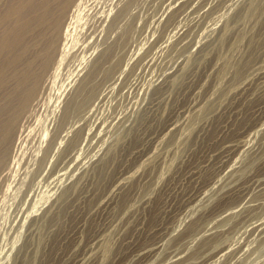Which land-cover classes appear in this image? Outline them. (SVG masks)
<instances>
[{"label":"rangeland","instance_id":"1","mask_svg":"<svg viewBox=\"0 0 264 264\" xmlns=\"http://www.w3.org/2000/svg\"><path fill=\"white\" fill-rule=\"evenodd\" d=\"M8 1L3 6L0 0L1 13L18 2ZM94 1L101 8L113 7V12L123 8L121 23L117 20L103 43L110 49L95 62L82 90L78 81L77 92L70 88L74 102L68 114L61 111L68 89L61 92L79 54L67 56V67L63 63L56 72L55 64L45 76L44 92L30 107L32 122L40 129L46 123L49 131L52 123H61L62 130L68 129L62 134L69 133L55 155L33 160L37 143L28 140L21 154L15 147L10 152L14 157L9 155L1 167L5 177L0 175V264H264V0H254L252 7L250 0H127V5L126 0ZM250 28H256L254 33ZM218 49L221 58L225 54L222 59ZM90 59L85 69L95 60ZM222 63L232 65L225 69ZM78 125L82 131L74 133ZM69 134L77 139L72 136L66 148ZM105 158L112 159V165ZM21 167L26 175H20Z\"/></svg>","mask_w":264,"mask_h":264},{"label":"bare ground","instance_id":"2","mask_svg":"<svg viewBox=\"0 0 264 264\" xmlns=\"http://www.w3.org/2000/svg\"><path fill=\"white\" fill-rule=\"evenodd\" d=\"M18 2H16V4L12 5V4H8L5 6V9L4 11L1 13L0 12V25L5 21H7L3 26L2 30H0V170H1V167H4L6 166V163L7 162V159L9 157V155H12L13 154H10V152L16 147L18 148V150L20 148L23 147V144L26 145V142L28 140H31V142H36L37 146V150L35 151V153L33 155H31L30 153L27 152V154H30L32 157H33V160L37 157L38 159L46 156L48 153L50 152H53L54 155H55V150L58 149L60 146V143H61V140L62 139H65L66 136H68L67 134L69 133L68 131L67 132H64L62 134V131H64L66 128L64 126V130H62L60 124H56V123H52V127L49 131V129L46 127V123H45V128H39L37 124H34L35 122H32V118H31V115L33 113H31V106L33 105L34 101L35 100H38L39 98V95H41V92L43 91V87H45V76L47 75V73L49 71H51L50 69L52 68V66H55V69L54 71L58 72L57 69L60 67H64V65H62L64 62H65V59H67V56L70 55L71 57V54H72V57L73 55H77L79 54V61L78 63L74 64L75 67H73L71 70L72 73L71 76H70V80L67 79V76H66V79H67V84L63 87V92L61 93H64V91L66 89L67 92L66 94H64V98H63V103H62V108H61V111L63 112V114L70 112L69 108L71 109V106L73 105V102H74V98H71L70 96V88L71 87H74L75 83L78 81V84H77V88H79V85L81 86V84L85 81V78L90 75H92L91 73L92 72V69L94 68V65L96 64L95 62L98 60V59H101L102 56L106 55L107 53V49H110V48H105L104 46L106 45L105 43H107V37L108 35L111 34L113 28H114V25L120 20H118L119 17H121V14H122V9L120 10H116L114 9L115 12L112 11V6L111 5H108V6H111L112 8H109V9H105V8H101V7H98L96 2H98V0H95L93 3V0H17ZM102 1V0H100ZM104 1V0H103ZM129 1V0H128ZM126 0V4L127 5V2ZM133 1V0H131ZM258 1V0H257ZM262 1V0H261ZM2 2V0H1ZM5 2V0L3 1ZM2 2V4H3ZM7 2H9L7 0ZM122 2V1H121ZM124 2V1H123ZM145 2V1H144ZM149 2V1H148ZM175 2V1H174ZM230 2V1H229ZM249 2L250 3H247L251 5V7L253 6L252 3H255L254 0H250ZM264 2V1H263ZM181 3V2H180ZM102 4V2H101ZM124 4V3H123ZM176 4V3H175ZM244 4V3H243ZM261 4V3H260ZM259 4V5H260ZM1 5V4H0ZM222 5V4H221ZM241 5V4H240ZM249 5V6H250ZM255 5V4H254ZM264 6V4H262ZM261 5V6H262ZM4 6V4H3ZM187 6V4H186ZM200 6V5H199ZM248 6V8H250ZM120 7V6H119ZM123 7V6H122ZM126 7V6H125ZM130 7V6H129ZM152 7V6H151ZM184 7V6H183ZM195 7V6H194ZM202 7V6H201ZM215 7V6H214ZM217 7V6H216ZM256 7V6H255ZM4 8V7H3ZM127 8V7H126ZM242 8V7H241ZM264 9V7H262ZM118 9V8H117ZM194 9V8H193ZM208 9V8H207ZM210 9V8H209ZM215 9V8H214ZM247 9V7H246ZM257 9V8H256ZM144 10V9H143ZM158 10V8H157ZM176 10V9H175ZM220 10V9H218ZM250 10V9H249ZM248 11V10H246ZM246 11H244L246 13ZM256 11V10H255ZM254 11V12H255ZM259 11V10H258ZM264 11V10H263ZM125 12V11H124ZM146 12V11H145ZM165 12V11H164ZM215 12V11H214ZM242 12V10H241ZM252 12V11H251ZM126 13V12H125ZM129 13V11H128ZM134 13V12H133ZM238 13V12H237ZM260 13V11H259ZM262 13V12H261ZM136 14V13H135ZM191 14V13H190ZM204 14V13H203ZM209 14V13H208ZM221 14V13H220ZM248 14V12H247ZM246 14V15H247ZM264 14V13H263ZM123 15V14H122ZM150 15V14H149ZM206 15V14H205ZM241 15L244 16L243 12L242 14H239V17H241ZM254 15V14H253ZM242 16V17H243ZM123 17V16H122ZM126 17V14L125 16ZM133 17V16H132ZM200 17V16H199ZM238 17V16H236ZM235 17V18H236ZM241 17V19H242ZM253 17V16H252ZM145 18V17H144ZM207 18V17H206ZM251 18V17H250ZM255 18V17H254ZM258 20L261 18L259 17H256ZM264 18V16H263ZM191 19V18H190ZM200 19V18H199ZM230 19V17H229ZM244 19V18H243ZM262 19V18H261ZM118 20V21H117ZM238 20V19H237ZM167 21V20H166ZM196 21V20H195ZM213 21V20H212ZM239 21H243V20H239ZM238 21V22H239ZM245 21V19H244ZM254 21V20H253ZM257 21V20H256ZM168 22V21H167ZM230 22V21H229ZM262 22V21H261ZM261 22H260V25H261ZM121 23V22H120ZM119 23V24H120ZM211 23V22H210ZM232 23V22H231ZM258 23V21H257ZM118 24V25H119ZM264 23H262V26H263ZM129 25V23L127 24ZM132 25V23H131ZM129 25V26H131ZM167 25V24H166ZM229 25V24H227ZM226 25V27H227ZM124 26V25H123ZM143 26V25H142ZM203 26V25H202ZM222 26V25H221ZM231 26V24H230ZM228 26V27H230ZM125 27H126V24H125ZM124 27V28H125ZM139 27V26H138ZM170 27V26H169ZM225 27V26H224ZM237 27V26H236ZM243 27V25H242ZM254 27V25H253ZM264 27V26H263ZM119 28V27H117ZM123 28V29H124ZM128 28V26H127ZM152 28V27H151ZM161 28V27H160ZM164 28V27H163ZM199 28V27H198ZM223 28V27H222ZM233 28V27H232ZM230 27V30L232 29ZM122 29V30H123ZM126 29V28H125ZM147 29V28H146ZM188 29V28H187ZM186 29V30H187ZM252 29V28H250ZM256 29V28H255ZM255 29L253 30V33L255 31ZM120 30V29H119ZM127 31H129L128 29H126ZM171 30V29H170ZM224 30V29H223ZM222 30V31H223ZM225 30H227L225 28ZM229 30V28H228ZM227 30V32H228ZM264 30V29H263ZM141 31V30H140ZM146 31V30H145ZM185 31V30H183ZM211 31V30H210ZM209 31V32H210ZM216 31V30H215ZM221 31V32H222ZM232 31V30H231ZM239 31V30H238ZM132 32V31H131ZM158 32V31H157ZM245 32V31H244ZM139 33V32H138ZM149 33V32H148ZM191 33V32H189ZM229 33V32H228ZM233 33V32H232ZM241 33V31L239 32ZM238 33V34H239ZM249 33V32H248ZM119 34H121V32H119ZM153 34V33H152ZM196 34V33H195ZM218 34V33H217ZM225 34H226V31H225ZM235 34V33H234ZM242 34V33H241ZM240 36H243L241 35ZM252 34V33H251ZM262 34V33H261ZM112 35V34H111ZM123 35V34H122ZM144 35V34H143ZM157 35V34H156ZM160 35V34H159ZM181 35V34H180ZM221 35H223L224 37V34L221 33ZM237 35V34H236ZM119 36V35H118ZM124 36V35H123ZM158 36V35H157ZM192 36V35H191ZM110 37V36H109ZM114 37V36H112ZM189 37V36H188ZM226 37V36H225ZM237 37V40L240 39V37L236 36ZM116 38V36H115ZM121 38V36H120ZM176 38V37H175ZM187 38V37H185ZM192 38V37H191ZM232 38H234L235 40V37L232 36ZM245 38V37H244ZM263 38V37H262ZM122 39H125L122 37ZM188 39V38H187ZM220 39V37H219ZM222 39V38H221ZM117 40V39H116ZM182 40V39H181ZM185 40V39H183ZM190 40V38H189ZM208 40V39H207ZM206 40V41H207ZM233 40V39H232ZM243 40V39H242ZM245 40V39H244ZM249 40V39H248ZM110 41H112V39H110L108 41V43H110ZM119 41V39L117 40ZM114 40V42H117ZM122 41V40H121ZM124 41V40H123ZM157 41V40H156ZM180 41V40H179ZM178 41V42H179ZM188 41V40H186ZM214 41V40H213ZM212 41V42H213ZM223 41V40H222ZM241 41V40H239ZM238 41V42H239ZM247 41V39H246ZM253 41V39H252ZM251 41V42H252ZM259 41V40H258ZM120 42V41H119ZM162 42V41H161ZM175 42V41H174ZM182 42V41H181ZM229 42V41H228ZM250 42V44H251ZM103 43L105 44L103 46ZM113 42H111L112 44ZM167 43V42H166ZM187 43V42H185ZM201 43V42H200ZM234 44H236V42H233ZM233 43H231V45H233ZM245 43V42H244ZM254 43V41L252 42V44ZM259 43V42H258ZM111 44L109 45V47L111 46ZM114 44V43H113ZM118 44V43H117ZM178 45V43H176ZM180 44V42H179ZM205 44V43H203ZM238 44V43H237ZM236 44V45H237ZM241 44V43H240ZM108 45V44H107ZM120 45L121 47V44H118ZM123 45V43H122ZM207 45V44H206ZM229 45V44H228ZM230 45V46H231ZM239 45V44H238ZM259 45V44H258ZM261 45V43H260ZM263 45V44H262ZM117 46V45H116ZM201 46V45H200ZM205 46V45H204ZM235 46V45H234ZM245 46V45H244ZM112 47V46H111ZM119 47V48H120ZM181 47V46H180ZM227 47V46H226ZM138 48V47H137ZM177 48V47H176ZM188 48V47H187ZM203 48V47H202ZM215 48V47H214ZM231 48V47H230ZM229 48V49H230ZM236 48V47H234ZM233 46H232V50L234 49ZM249 48V47H248ZM253 48V46H252ZM260 48V47H259ZM175 49V48H173ZM172 49V50H173ZM179 49V47H178ZM177 49V50H178ZM241 49H243L241 47ZM115 50V49H114ZM119 50V49H118ZM176 50V49H175ZM185 50V49H184ZM219 50V49H218ZM224 50V49H223ZM244 50V49H243ZM250 50V49H249ZM127 51V50H126ZM144 51V50H143ZM166 51H169L168 49ZM203 51V50H202ZM216 51V50H215ZM231 51V50H230ZM235 51V50H234ZM241 51V50H240ZM248 51V50H247ZM261 50H259L260 52ZM112 51L110 50V53ZM120 52V51H119ZM118 52V53H119ZM136 52V51H135ZM214 52V51H213ZM220 52L221 50H219V54H217L218 57H220ZM242 52V51H241ZM256 51H254L255 53ZM262 52H263V49H262ZM109 53V52H108ZM117 53V51H116ZM115 53V54H116ZM174 53V51H173ZM182 53V52H181ZM180 53V54H181ZM228 53V52H227ZM234 53V52H233ZM114 54V55H115ZM167 54V53H166ZM196 54V53H195ZM241 54V53H240ZM260 53H258L259 55ZM112 55V54H111ZM121 55V54H120ZM123 55V53H122ZM147 55V54H146ZM150 55V54H149ZM170 55V54H169ZM223 55H225L223 53ZM222 56L225 57V56ZM231 55V54H230ZM228 55V56H230ZM236 55H237V52H236ZM257 55V54H256ZM257 55V56H258ZM261 55V54H260ZM145 56V55H144ZM157 56V55H156ZM215 56V57H217ZM227 56V57H228ZM240 56V55H239ZM75 57V56H74ZM73 57V58H74ZM89 57L92 59V58H95L94 62L90 65V68L89 69H85L87 68L86 65H87V61L89 59ZM111 57V56H110ZM167 57V56H166ZM194 57V56H193ZM232 57V56H231ZM76 58V57H75ZM114 57H112L113 59ZM119 58V57H118ZM196 58V57H195ZM199 58V56H198ZM203 58V57H202ZM221 58V57H220ZM221 58V59H222ZM257 58V57H256ZM263 58V57H262ZM91 59H90V62H91ZM105 58L102 59V61L104 60ZM171 59V58H170ZM218 59V58H217ZM220 59V60H221ZM228 59V58H227ZM230 61H231V58H229ZM228 59V61H229ZM70 60V59H69ZM93 60V59H92ZM122 60V58H121ZM161 60V59H160ZM174 60V59H173ZM194 60V59H193ZM214 60V59H213ZM219 60V62L221 63V61ZM225 61V59H223ZM233 60V59H232ZM255 60V59H254ZM262 60V59H261ZM74 61V59H73ZM76 61V60H75ZM105 61V60H104ZM204 61V60H203ZM209 61V60H208ZM212 61V60H211ZM227 61V60H226ZM238 63H239V60H237ZM242 61V60H241ZM240 61V63H241ZM71 62V60H70ZM217 62V61H216ZM250 62H253V61H250ZM73 63V62H71ZM237 63V64H238ZM65 64V63H64ZM67 64H69V62H67ZM90 64V63H89ZM103 64V62H102ZM100 64V65H102ZM111 64V63H110ZM218 64V63H217ZM223 64V63H222ZM230 64V63H229ZM228 62L226 65H229ZM62 65V66H61ZM66 65V64H65ZM97 65H98V62H97ZM99 65V66H100ZM112 65V64H111ZM115 65V64H114ZM224 65V64H223ZM232 65V64H231ZM230 65V66H231ZM236 64H234V60H233V65L232 66H235ZM241 65V64H239ZM238 65V67H239ZM242 65H243V62H242ZM68 65H66L67 67ZM70 66V65H69ZM73 65H71L72 67ZM98 66V67H99ZM126 66V65H125ZM159 66V65H158ZM189 66V65H188ZM214 66V65H213ZM221 66V64H220ZM225 66V65H224ZM230 66H225V69ZM245 66V64H244ZM243 66V67H244ZM66 67H65V70H66ZM131 67V66H130ZM222 67V66H221ZM237 67V65H236ZM235 67V68H236ZM256 67V65H255ZM109 68V67H108ZM157 68V67H156ZM198 69V68H197ZM200 69V68H199ZM219 69L221 70V68L219 67ZM224 69V70H225ZM233 70V68H231ZM238 70V68H236ZM240 69V67H239ZM243 69V68H242ZM240 69V70H242ZM62 70V69H61ZM70 70V71H71ZM94 70V69H93ZM192 70V69H191ZM217 70V69H216ZM223 70V71H224ZM230 70V69H229ZM228 70V71H229ZM53 71V70H52ZM68 71V70H67ZM105 71V70H104ZM223 71H221L223 73ZM231 71V70H230ZM234 71L236 72V70L234 69ZM254 71V70H253ZM131 72V71H130ZM129 72V73H130ZM147 72V71H146ZM233 72V73H235ZM238 72V71H237ZM50 73V72H49ZM61 73V71H60ZM63 73H64V69H63ZM67 73V72H66ZM97 73V72H96ZM211 73V72H210ZM218 73V72H217ZM221 73V74H222ZM241 73V72H240ZM245 73V72H244ZM243 73V74H244ZM251 73V72H250ZM56 75V73H54ZM58 74V73H57ZM102 74V73H101ZM109 74V73H108ZM226 73L223 74V76L225 75ZM232 74V73H231ZM236 74V73H235ZM234 74V75H235ZM105 75V74H104ZM115 75V74H114ZM194 75V74H193ZM196 75V74H195ZM200 75V74H199ZM216 75V73H215ZM230 75V74H229ZM233 75V74H232ZM62 76V75H61ZM102 76V75H101ZM109 76V75H108ZM206 76V75H205ZM221 75V78L223 77ZM227 76V75H226ZM231 76V75H230ZM57 77V76H56ZM59 77H60V74H59ZM96 77V76H95ZM103 77V76H102ZM198 77V76H197ZM211 77V76H210ZM220 77V76H219ZM218 77V78H219ZM236 77V76H235ZM55 78V77H54ZM58 78V77H57ZM55 78V79H57ZM65 79V77H63ZM108 78V77H107ZM224 78H226L224 76ZM234 78V77H233ZM62 79V77H61ZM62 79V80H64ZM89 79V78H88ZM201 79V78H200ZM229 79V78H228ZM237 78H235L236 80ZM248 79V78H247ZM95 80V79H94ZM105 80V79H104ZM197 80V79H196ZM219 80V79H218ZM224 80V79H223ZM47 81V79H46ZM93 81V80H92ZM107 81V80H106ZM198 81V80H197ZM202 81V80H201ZM207 81V80H206ZM209 81V80H208ZM62 82V81H61ZM90 82V81H89ZM88 82V83H89ZM109 82V81H107ZM188 82V81H187ZM194 82V81H193ZM192 82V83H193ZM215 82V80H214ZM218 82V81H217ZM231 82V81H230ZM237 82V81H236ZM49 83V82H48ZM98 83V82H97ZM234 83V82H233ZM64 84V82H63ZM92 84H94L92 82ZM96 84V83H95ZM188 84V83H187ZM219 84H220V81H219ZM222 84V83H221ZM224 84V83H223ZM50 85V83H49ZM67 85H70L69 88H67ZM97 85V84H96ZM191 85V84H190ZM214 85V84H212ZM57 86V85H56ZM83 86V84H82ZM82 86H81V90H82ZM100 86V84H99ZM208 86V85H207ZM221 86V85H220ZM231 86V85H230ZM54 87V85H53ZM94 87V86H93ZM217 87V86H216ZM222 87V86H221ZM220 87V89H221ZM52 88V87H51ZM57 88V87H56ZM154 88V87H153ZM205 88V87H204ZM223 88V87H222ZM236 88V87H235ZM46 89V88H44ZM54 89V88H53ZM74 89H76V86L74 87ZM100 89V88H99ZM120 89V88H119ZM156 89V88H155ZM217 89H219V87H217ZM220 89L218 91H220ZM240 89V87H239ZM47 90H50L49 87ZM60 90V89H59ZM79 90V89H78ZM127 90V89H126ZM135 90V88H134ZM184 90V89H182ZM57 91V90H55ZM54 91V92H55ZM74 91V90H73ZM152 91V90H151ZM159 91V89H158ZM217 91V93H218ZM44 92V91H43ZM76 92H77V89H76ZM81 91L79 90L78 93H80ZM209 92V91H208ZM221 92V91H220ZM236 92V91H235ZM238 92V91H237ZM94 93V92H93ZM188 93V92H187ZM190 93V92H189ZM223 93V92H222ZM221 93V94H222ZM231 93V92H230ZM45 94V93H44ZM51 94V93H50ZM57 94V93H56ZM59 94H60V91H59ZM95 94V93H94ZM131 94V93H130ZM234 94V93H233ZM97 95V94H96ZM149 95V93H148ZM215 95V94H214ZM220 95V94H219ZM236 95V94H235ZM238 95V94H237ZM49 96V95H48ZM51 96V95H50ZM56 95H54V99L57 98L55 97ZM60 96V95H59ZM131 96V95H130ZM129 96V97H130ZM227 96V95H226ZM86 97V96H84ZM215 97V96H214ZM53 98V97H52ZM202 98V97H201ZM53 99V100H54ZM58 99V98H57ZM60 99V98H59ZM211 99V98H210ZM44 100V99H43ZM42 100V101H43ZM46 100V99H45ZM52 100V102L50 101V105L53 106L51 103H53L54 101ZM56 100V99H55ZM233 100V99H232ZM41 101V102H42ZM39 102V103H41ZM49 102V100H48ZM57 102V101H56ZM59 102V101H58ZM57 102V103H58ZM88 103V101H86ZM173 102V101H171ZM212 102V101H211ZM45 104H47L45 101H44ZM60 103V102H59ZM196 103V102H195ZM213 103V102H212ZM36 104V103H35ZM44 104V105H45ZM48 104V105H49ZM54 104V103H53ZM75 104V103H74ZM172 104V103H171ZM211 104V103H210ZM216 105V104H215ZM34 106V105H33ZM46 106V105H45ZM44 106V107H45ZM56 107L58 106L57 104L55 105ZM60 106V105H59ZM58 106V107H59ZM207 106V105H206ZM36 107H37V104H36ZM41 108V106H38ZM76 107V106H75ZM113 107V106H112ZM116 107V106H114ZM113 107V108H114ZM124 107V105H123ZM205 107V106H204ZM223 107V106H222ZM54 108V107H53ZM52 108V109H53ZM118 108V107H117ZM127 108V107H126ZM195 108V107H194ZM38 109V108H37ZM45 109V108H43ZM197 109V108H196ZM206 109V107H205ZM204 109V111H205ZM209 109L210 106H209ZM213 109V108H212ZM219 109V108H218ZM49 113V109H46ZM58 110V108H57ZM69 110V111H68ZM84 110V109H83ZM114 110V109H113ZM34 110H32L33 112ZM38 111V110H37ZM36 111V112H37ZM39 111L41 112L42 109H39ZM39 111H38V114H39ZM54 111V110H52ZM51 111V112H52ZM60 111V110H58ZM61 111L59 113H61ZM68 111V112H67ZM78 111L80 112L81 110L78 109ZM211 111V110H210ZM73 112V111H72ZM192 112V111H191ZM203 112V111H202ZM45 113V112H44ZM53 113V112H52ZM57 113V112H56ZM75 113V111H74ZM189 113V112H188ZM204 113V112H203ZM206 113H210L208 112V110H206ZM35 114V113H34ZM77 114V113H76ZM84 114V113H83ZM190 114V113H189ZM188 114V115H189ZM37 115V113H36ZM58 115V114H56ZM62 115V113L60 114ZM194 115V114H193ZM192 115V116H193ZM197 115V114H196ZM215 115V114H213ZM220 115V114H219ZM59 116V115H58ZM73 116V115H72ZM117 116V115H116ZM198 116V115H197ZM57 117V116H56ZM69 117V116H67ZM112 117V116H111ZM191 117V115L189 116ZM200 117V116H199ZM202 117V116H201ZM216 117V116H215ZM220 117V116H219ZM38 118V117H37ZM41 118V117H40ZM46 118L45 116L43 117V119ZM52 118V117H51ZM50 118V119H51ZM55 118V117H53ZM52 118V119H53ZM195 118V117H194ZM35 118L33 117V120ZM49 119V117L47 118ZM110 119V118H109ZM137 119V118H136ZM202 119V118H201ZM45 120V119H44ZM60 120V118H59ZM63 120V123L66 124V122H64V119H61ZM66 120V119H65ZM189 120V119H188ZM187 120V121H188ZM199 120V119H198ZM197 120V121H198ZM206 120V119H205ZM37 122H39L40 124V121L36 120ZM49 121V120H48ZM46 121V122H48ZM54 121V120H53ZM58 120H56L55 122H57ZM137 121V120H136ZM186 121V120H185ZM191 121V120H190ZM220 121V120H219ZM243 121V120H242ZM45 122V121H44ZM51 122V120L49 121ZM60 122V121H59ZM192 122V121H191ZM190 122V123H191ZM194 122V121H193ZM216 122V121H215ZM237 122V121H236ZM58 123V122H57ZM62 123V125H63ZM68 123V122H67ZM74 123V122H73ZM121 123V122H120ZM187 123V122H186ZM50 124V123H48ZM139 124V123H138ZM209 124V123H208ZM241 124V123H240ZM75 125V124H74ZM82 125V123H81ZM134 125V124H133ZM190 125V124H189ZM236 125V124H235ZM49 126V125H48ZM135 126V125H134ZM192 126V125H190ZM208 126V125H207ZM70 127V126H69ZM216 127V126H215ZM82 126H79L78 125V128L74 130V133H78L80 131H82ZM134 128V127H133ZM180 128V126L178 127V129ZM185 129H186V132H187V127L185 126ZM193 129V127H191V130ZM210 129V128H209ZM263 129V128H262ZM68 130V129H66ZM65 130V131H66ZM112 130V129H111ZM84 131V130H83ZM180 131H184L183 130H180ZM185 132V131H184ZM190 132V130L188 131ZM259 132V131H258ZM261 132V131H260ZM168 133V132H167ZM172 133V132H171ZM182 134V132H181ZM186 134V133H185ZM74 135V134H73ZM72 135V136H73ZM85 135V134H84ZM128 135V134H127ZM134 135V134H132ZM196 135V134H195ZM207 135V134H206ZM71 136V137H72ZM82 136V135H81ZM171 136V135H170ZM260 136V135H259ZM71 137H70V134H69V137L66 138V148H67V145L69 144V142H71ZM74 137V136H73ZM72 137V138H73ZM121 137V136H120ZM175 137V136H174ZM177 137V136H176ZM182 137V136H181ZM209 137V136H208ZM136 138V137H135ZM173 138V136L171 137V139ZM186 138V137H185ZM192 138V137H190ZM59 139V141H58ZM75 138L74 137V141H75ZM178 139V138H177ZM72 140V142H73ZM170 140V138H169ZM174 140V138H173ZM63 141V140H62ZM78 142V140H76ZM64 142V141H63ZM187 142H189L187 140ZM28 143V142H27ZM30 143V142H29ZM28 143V144H29ZM135 143V142H134ZM165 143V141L163 142V144ZM173 143V142H172ZM34 144V143H33ZM72 144V143H71ZM75 144V143H74ZM125 144V143H124ZM193 144V143H192ZM35 145V144H34ZM33 145V146H34ZM63 145V144H61ZM94 145V144H93ZM92 145V146H93ZM165 145V144H164ZM162 146V147H166V146ZM172 145V144H171ZM27 146V145H26ZM110 146V145H109ZM120 146V145H119ZM170 146V145H169ZM184 146V145H183ZM32 147V146H31ZM31 147H28L31 148ZM71 147V146H70ZM122 147V146H121ZM189 147V145L187 146ZM191 147V146H190ZM15 148V149H16ZM26 148V147H24ZM33 148V147H32ZM62 148V147H61ZM65 148V147H64ZM104 148V147H103ZM106 148V147H105ZM108 148V147H107ZM14 149V151H15ZM27 149V150H28ZM186 149V148H185ZM260 149V148H259ZM264 149V148H263ZM20 150H23L20 149ZM19 150V151H20ZM25 150V149H24ZM26 150V151H27ZM34 150H35V147H34ZM59 150H61L59 148ZM90 150V149H89ZM182 150V149H181ZM191 150V149H190ZM13 151V152H14ZM107 151V150H106ZM170 151V149H169ZM188 151V150H187ZM25 152V151H22V153ZM29 152L30 149H29ZM260 152V151H259ZM264 152V151H262ZM18 153V152H17ZM57 153H59V151H57ZM118 153V152H117ZM156 153V152H155ZM254 153V152H253ZM261 153V152H260ZM20 154H21V151H20ZM19 154V155H20ZM153 154V153H152ZM17 155V154H16ZM24 155V153L22 154V156ZM106 155V154H105ZM115 155V154H114ZM12 156L10 158H12ZM21 156V155H20ZM19 156V157H20ZM21 156V157H22ZM30 156V157H31ZM248 156V155H247ZM14 157V156H13ZM18 157V156H17ZM32 157H31V160H32ZM161 157V155H160ZM174 157V156H173ZM108 158V157H107ZM245 158V157H244ZM249 158V156H248ZM247 158V160H248ZM19 159H24L23 157L22 158H19ZM114 159V157H113ZM118 159V158H117ZM252 159V158H251ZM11 160V159H10ZM26 160V159H24ZM32 160V161H33ZM106 161H108L106 158H105ZM110 160V158H109ZM115 160V159H114ZM113 160V161H114ZM257 160V159H255ZM254 160V161H255ZM15 161V160H14ZM22 160L18 161V163L20 164ZM29 161V159H28ZM27 161V162H28ZM111 161H108L110 162L111 164ZM161 161V159H160ZM159 161V162H160ZM12 162V161H9V163ZM30 162V161H29ZM151 162V161H150ZM247 162V161H246ZM24 161L21 162V164H23ZM26 163V162H25ZM31 163V162H30ZM157 163V162H154V164ZM251 163V162H250ZM257 163V162H256ZM16 164V165H15ZM14 164V166H17V162ZM115 164V163H114ZM133 164V163H132ZM131 164V165H132ZM8 165V164H7ZM13 165V164H11ZM25 165V164H23ZM28 165V164H27ZM30 165V164H29ZM28 165V166H29ZM112 165V164H111ZM110 165V167H111ZM171 165V164H170ZM255 165V164H254ZM19 166V165H18ZM22 166V165H21ZM26 166V165H25ZM24 166V167H25ZM26 166V167H28ZM99 166V165H98ZM104 166V165H102ZM101 166V167H102ZM158 166V165H157ZM163 166V165H162ZM100 167V168H101ZM147 167V166H146ZM249 167V166H248ZM7 168V167H6ZM31 168V167H30ZM99 167H97L98 169ZM159 168V167H158ZM166 168V167H165ZM253 168V167H252ZM256 168V167H254ZM3 170H5V168H2ZM14 169H16V167H14ZM17 169H20L19 167H17ZM22 169V167H21ZM24 169V168H23ZM22 169V171H23ZM29 169V168H28ZM96 169V172H98ZM107 169V168H106ZM111 169V168H110ZM109 169V170H110ZM168 169V168H167ZM246 169V167H245ZM248 169V168H247ZM9 170V169H8ZM27 170V168H26ZM103 170V169H102ZM115 170V169H114ZM143 170V169H142ZM242 170V169H241ZM240 170V171H241ZM258 170V169H257ZM2 171V170H1ZM0 171V172H1ZM6 171V170H5ZM4 171V172H5ZM21 171V172H22ZM100 171V170H99ZM105 171V169H104ZM103 171V172H104ZM145 171V170H144ZM156 171V170H155ZM26 171L24 170L23 173H20V175L22 176V174H24ZM112 172H113V168H112ZM115 172V171H114ZM113 172V173H114ZM142 173V171H140ZM244 172V171H243ZM7 173V171H6ZM28 173V172H27ZM101 173V172H99ZM98 173V174H99ZM106 173V172H105ZM108 173V172H107ZM5 174V173H4ZM3 175H0L5 177ZM96 174V173H95ZM104 174V173H102ZM16 175V174H15ZM14 175V178H16V176H18V172H17V175L15 176ZM19 175V176H20ZM26 175V173H25ZM100 175V174H99ZM18 176V177H19ZM24 176V175H23ZM98 176V175H97ZM113 176V175H112ZM146 176V174H145ZM2 177V179H3ZM100 179L99 180H103L101 178V175L99 176ZM106 177H108L106 175ZM111 177V176H110ZM108 177V178H110ZM137 177V176H136ZM1 178V177H0ZM7 178V177H6ZM13 178V180H14ZM20 178V177H19ZM24 178V177H22ZM105 178V177H104ZM1 179V180H2ZM17 178H16V183H17ZM22 180V179H21ZM25 180V179H24ZM105 180V179H104ZM109 180V179H108ZM142 180V179H141ZM149 180V179H148ZM146 181V180H145ZM150 181V180H149ZM10 182V181H9ZM13 182V181H12ZM11 182V183H12ZM15 182V181H14ZM20 182V180L18 181ZM140 182V181H139ZM10 183V186L14 185V183L11 184ZM22 183V182H21ZM100 184L102 182H99ZM97 183V185L99 184ZM135 183V182H134ZM138 183V182H137ZM20 184V183H19ZM74 184V183H73ZM105 184V183H104ZM129 184V183H128ZM143 184V183H142ZM150 184V182H149ZM144 185V184H143ZM28 186V185H27ZM77 186V184H76ZM102 186V185H101ZM128 186V185H127ZM5 187V186H4ZM30 187V185H29ZM28 187V188H29ZM71 184H70V186ZM99 187V185L97 186ZM103 187V186H102ZM148 187V186H147ZM67 188V187H66ZM65 188V189H66ZM70 188V189H71ZM125 188V187H124ZM153 188V187H151ZM150 188V189H151ZM7 189H8V186H7ZM14 187H12V191H13ZM27 189V188H26ZM31 189V187H30ZM74 189V187H73ZM103 189V188H102ZM4 190V189H3ZM10 190V188H9ZM25 190V189H24ZM28 190V189H27ZM67 190V189H66ZM66 190L64 191L66 193ZM72 190V189H71ZM144 190V189H143ZM29 191V190H28ZM69 191V189L67 190ZM100 191V190H99ZM145 191V190H144ZM9 192V191H7ZM27 192V191H25ZM104 192V191H103ZM140 192V191H139ZM143 192V191H141ZM63 193V192H62ZM71 193V192H70ZM127 193V192H124V194ZM128 193H129V190H128ZM131 193V192H130ZM11 193H8V195L10 196ZM64 194V193H63ZM67 194V193H66ZM143 194V193H142ZM216 194V193H215ZM61 195V194H60ZM69 195V194H67ZM67 195H65L67 197ZM95 195V194H94ZM256 195V194H255ZM7 196V194H6ZM5 196V197H6ZM65 196L63 197L65 199ZM93 196V195H92ZM122 196H125V199L126 198V195H122ZM140 196V195H139ZM148 196V195H147ZM263 196V195H262ZM60 197V196H59ZM128 197V196H127ZM130 197V196H129ZM142 197V196H141ZM236 197V196H235ZM256 197V196H255ZM260 197V196H259ZM131 198V197H130ZM129 198V199H130ZM127 199V200H129ZM135 199V198H134ZM142 199V198H141ZM149 199V198H148ZM228 199V198H227ZM230 199V197H229ZM249 199V198H248ZM251 199V198H250ZM249 199V200H250ZM254 199V198H253ZM5 200V199H4ZM97 200V199H96ZM145 200V199H144ZM235 200V199H234ZM256 200V198H255ZM261 200V199H260ZM264 200V199H263ZM63 201V199H62ZM126 201V200H125ZM240 201V200H239ZM60 204H61V201H59ZM127 202H130V201H127ZM235 202V201H234ZM237 202V201H236ZM252 202V201H251ZM1 203V202H0ZM232 203V201H231ZM227 204V203H226ZM59 205V203H58ZM118 205V204H116ZM128 205V204H127ZM264 205V204H263ZM155 206V205H154ZM60 207V206H59ZM63 208V207H62ZM118 208V207H117ZM260 208V207H259ZM262 208V207H261ZM122 209V208H121ZM141 209V208H140ZM53 210V209H52ZM119 210V209H118ZM152 211V210H151ZM258 213V212H257ZM262 213V212H261ZM62 214V213H61ZM51 215V214H50ZM226 215V214H225ZM229 215V214H228ZM227 216V215H226ZM258 216V215H257ZM54 217V216H53ZM56 217V216H55ZM156 217V216H155ZM225 217V216H224ZM116 218V217H114ZM131 218V217H130ZM198 218V217H197ZM226 218V217H225ZM229 218V217H228ZM55 219V218H54ZM117 219V218H116ZM126 219V218H125ZM120 220V219H119ZM202 221V220H201ZM49 222V220H48ZM194 222V221H193ZM227 222V221H226ZM200 223V222H199ZM198 223V224H199ZM43 224V223H42ZM58 224V223H57ZM63 225V224H62ZM54 226V225H53ZM191 226V225H190ZM44 227V226H43ZM196 227V226H195ZM55 228V227H54ZM128 228V227H127ZM193 228V227H192ZM58 229V228H57ZM125 229V228H124ZM184 230V229H183ZM195 230V229H194ZM46 231V230H45ZM196 231V230H195ZM130 232V231H129ZM116 233V232H115ZM132 234V233H131ZM189 234V233H188ZM115 236V235H114ZM211 238V237H210ZM120 239V237H119ZM113 240V239H112ZM209 240V238H208ZM212 240V239H210ZM209 240V241H210ZM206 241V240H205ZM216 242V241H215ZM106 245V244H105ZM108 246V245H107ZM112 246V245H111ZM116 246V245H115ZM204 246V245H203ZM211 246V245H210ZM200 248V247H199ZM202 248V247H201ZM108 249L110 250V248L108 247ZM114 250V249H113ZM119 250V249H118ZM200 250V249H199ZM198 250V251H199ZM107 251V250H106ZM111 251V250H110ZM194 251V250H193ZM196 252V251H195ZM198 253V252H197ZM193 256V255H192ZM108 257V256H107ZM195 258V256H194ZM189 259V258H188ZM191 259V258H190ZM193 261V260H192ZM188 263V262H187ZM193 263V262H191Z\"/></svg>","mask_w":264,"mask_h":264}]
</instances>
